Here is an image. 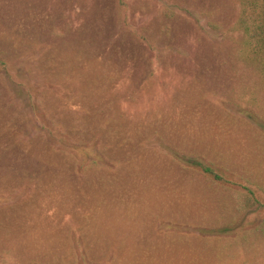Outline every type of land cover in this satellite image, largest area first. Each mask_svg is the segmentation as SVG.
<instances>
[{
    "label": "rangeland",
    "instance_id": "374dc122",
    "mask_svg": "<svg viewBox=\"0 0 264 264\" xmlns=\"http://www.w3.org/2000/svg\"><path fill=\"white\" fill-rule=\"evenodd\" d=\"M239 15L0 0V264H264V78Z\"/></svg>",
    "mask_w": 264,
    "mask_h": 264
},
{
    "label": "trees",
    "instance_id": "16d2710c",
    "mask_svg": "<svg viewBox=\"0 0 264 264\" xmlns=\"http://www.w3.org/2000/svg\"><path fill=\"white\" fill-rule=\"evenodd\" d=\"M240 15L234 29L242 35L241 48L244 56L255 63L260 75L264 78V0H239ZM198 164L206 173H214L211 166L200 161H190ZM217 178L220 175L215 174ZM246 205L258 204L264 207V202L249 197Z\"/></svg>",
    "mask_w": 264,
    "mask_h": 264
}]
</instances>
